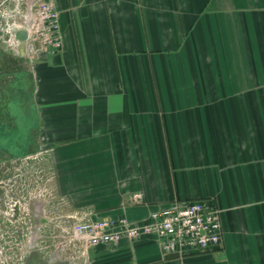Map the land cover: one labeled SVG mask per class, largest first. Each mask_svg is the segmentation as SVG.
<instances>
[{"label": "crops", "instance_id": "0c3cea01", "mask_svg": "<svg viewBox=\"0 0 264 264\" xmlns=\"http://www.w3.org/2000/svg\"><path fill=\"white\" fill-rule=\"evenodd\" d=\"M49 1L62 51L15 56L58 240L75 219L138 224L191 200L220 209L223 231L210 251L164 253L150 233L84 254L28 248L31 263L264 264V0Z\"/></svg>", "mask_w": 264, "mask_h": 264}, {"label": "built area", "instance_id": "2783aa9c", "mask_svg": "<svg viewBox=\"0 0 264 264\" xmlns=\"http://www.w3.org/2000/svg\"><path fill=\"white\" fill-rule=\"evenodd\" d=\"M0 21V37L6 48L18 50L15 35L20 28L28 29L25 57L34 61L44 54L58 53L64 47L61 15L49 0H10V7ZM221 211L203 200L176 202L151 211L144 223L133 224L126 217L120 221L109 218L75 219L70 231L58 240L56 251L80 248L84 254L101 243H116L124 237L156 234L164 253L203 252L218 248L222 243ZM74 254H71L72 257Z\"/></svg>", "mask_w": 264, "mask_h": 264}, {"label": "flooded vegetation", "instance_id": "af4514ba", "mask_svg": "<svg viewBox=\"0 0 264 264\" xmlns=\"http://www.w3.org/2000/svg\"><path fill=\"white\" fill-rule=\"evenodd\" d=\"M9 7L10 0H0L1 22ZM24 138L0 140V264H32L26 256L32 244L53 255L58 243L54 174L45 151Z\"/></svg>", "mask_w": 264, "mask_h": 264}, {"label": "rangeland", "instance_id": "374dc122", "mask_svg": "<svg viewBox=\"0 0 264 264\" xmlns=\"http://www.w3.org/2000/svg\"><path fill=\"white\" fill-rule=\"evenodd\" d=\"M3 36L5 39L8 38L0 30V37ZM15 55L14 50L6 48L0 40V140L7 135H13L14 132L18 133L15 134L16 136L20 133L28 140L33 135L29 119H25L29 117L28 114L26 116L28 106L25 104V99L29 100L31 95V81L29 76L26 82L22 76L20 77L25 71L24 61L27 59ZM19 123H23V126Z\"/></svg>", "mask_w": 264, "mask_h": 264}, {"label": "water", "instance_id": "95a60500", "mask_svg": "<svg viewBox=\"0 0 264 264\" xmlns=\"http://www.w3.org/2000/svg\"><path fill=\"white\" fill-rule=\"evenodd\" d=\"M15 35H16V37L18 39V51H19V53L21 55H23L24 52H25L26 40H27V37H28V29L27 28H24V27L23 28H20V29L16 30ZM32 246H33V244L29 248L32 249ZM32 251L33 250H31V252ZM29 255H31V254H29ZM27 261L29 262L30 261V258H28Z\"/></svg>", "mask_w": 264, "mask_h": 264}, {"label": "trees", "instance_id": "16d2710c", "mask_svg": "<svg viewBox=\"0 0 264 264\" xmlns=\"http://www.w3.org/2000/svg\"><path fill=\"white\" fill-rule=\"evenodd\" d=\"M20 58V57H19Z\"/></svg>", "mask_w": 264, "mask_h": 264}]
</instances>
